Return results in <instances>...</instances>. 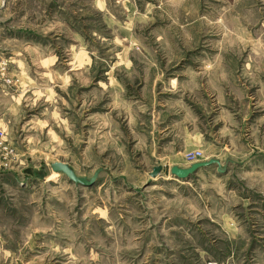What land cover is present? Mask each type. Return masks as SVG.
Listing matches in <instances>:
<instances>
[{
  "label": "rangeland",
  "instance_id": "374dc122",
  "mask_svg": "<svg viewBox=\"0 0 264 264\" xmlns=\"http://www.w3.org/2000/svg\"><path fill=\"white\" fill-rule=\"evenodd\" d=\"M103 1L0 0V264H264V0Z\"/></svg>",
  "mask_w": 264,
  "mask_h": 264
},
{
  "label": "water",
  "instance_id": "95a60500",
  "mask_svg": "<svg viewBox=\"0 0 264 264\" xmlns=\"http://www.w3.org/2000/svg\"><path fill=\"white\" fill-rule=\"evenodd\" d=\"M210 164H216L218 167L217 169L219 171H221V166L220 163L217 159L215 158H210L206 161H198V162H194L192 164H190L188 167L182 168L176 165L171 166L170 168V172L174 175H176L177 177L180 178H187L191 173L195 172L197 169L201 168V167H205L208 166ZM51 169L54 172H61L63 173L67 178H69L71 181H73L76 184L79 183H89L91 181H93L94 177L97 175V173L99 172V169L96 170L94 172V175L92 176V178L90 180H88L86 177L84 176H78L75 174V172L73 171V169L65 162L62 161H55L52 162L50 164ZM161 170V165H155L153 166L151 172L149 173L150 176H156Z\"/></svg>",
  "mask_w": 264,
  "mask_h": 264
},
{
  "label": "built area",
  "instance_id": "2783aa9c",
  "mask_svg": "<svg viewBox=\"0 0 264 264\" xmlns=\"http://www.w3.org/2000/svg\"><path fill=\"white\" fill-rule=\"evenodd\" d=\"M15 156L14 149L7 141L6 134L0 129V168L7 167L13 161ZM190 156L194 159L196 156H199V154L196 155V153H192Z\"/></svg>",
  "mask_w": 264,
  "mask_h": 264
},
{
  "label": "crops",
  "instance_id": "0c3cea01",
  "mask_svg": "<svg viewBox=\"0 0 264 264\" xmlns=\"http://www.w3.org/2000/svg\"><path fill=\"white\" fill-rule=\"evenodd\" d=\"M97 4H98V9H101L102 10L101 6L104 4V1L103 0H97ZM96 7H97V5H96ZM0 121H2V119H0ZM216 158H218L219 160L221 159L219 156H216ZM231 160H232V163H235L237 161L234 158H232ZM223 161H225V160H223ZM222 163H224V162H222ZM176 165L177 166H180V167H187V165H184V164H178V163H176ZM250 185L253 186V187H255L257 190L264 191V170H262V171H256L255 173H252L251 172ZM262 213H264V208L262 210ZM262 217H263V220H261V223L264 226V214H262ZM261 235L264 236V232Z\"/></svg>",
  "mask_w": 264,
  "mask_h": 264
}]
</instances>
